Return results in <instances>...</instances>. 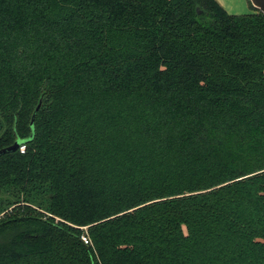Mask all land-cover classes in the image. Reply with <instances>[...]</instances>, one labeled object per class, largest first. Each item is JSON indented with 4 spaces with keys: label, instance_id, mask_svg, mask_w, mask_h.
I'll return each instance as SVG.
<instances>
[{
    "label": "trees",
    "instance_id": "trees-1",
    "mask_svg": "<svg viewBox=\"0 0 264 264\" xmlns=\"http://www.w3.org/2000/svg\"><path fill=\"white\" fill-rule=\"evenodd\" d=\"M250 7L0 0V264H264Z\"/></svg>",
    "mask_w": 264,
    "mask_h": 264
},
{
    "label": "rangeland",
    "instance_id": "rangeland-1",
    "mask_svg": "<svg viewBox=\"0 0 264 264\" xmlns=\"http://www.w3.org/2000/svg\"><path fill=\"white\" fill-rule=\"evenodd\" d=\"M219 4L231 14H245L253 12L248 0H217ZM224 5V6H223Z\"/></svg>",
    "mask_w": 264,
    "mask_h": 264
},
{
    "label": "water",
    "instance_id": "water-1",
    "mask_svg": "<svg viewBox=\"0 0 264 264\" xmlns=\"http://www.w3.org/2000/svg\"><path fill=\"white\" fill-rule=\"evenodd\" d=\"M248 2L250 3V5L257 10L258 12L262 13L264 15V0H248ZM197 12H199V9L196 8ZM33 121V118L31 120V122ZM33 126H32V131H33ZM18 147V145L14 144L11 147L5 148L3 150H0V155L5 153V152H9V151H14L16 150Z\"/></svg>",
    "mask_w": 264,
    "mask_h": 264
},
{
    "label": "built area",
    "instance_id": "built-area-1",
    "mask_svg": "<svg viewBox=\"0 0 264 264\" xmlns=\"http://www.w3.org/2000/svg\"><path fill=\"white\" fill-rule=\"evenodd\" d=\"M19 150H20V152H23V151H24V146H21ZM81 238H82V240H83L85 243H87V239H86L85 236H82Z\"/></svg>",
    "mask_w": 264,
    "mask_h": 264
},
{
    "label": "crops",
    "instance_id": "crops-1",
    "mask_svg": "<svg viewBox=\"0 0 264 264\" xmlns=\"http://www.w3.org/2000/svg\"><path fill=\"white\" fill-rule=\"evenodd\" d=\"M217 1V0H216ZM218 2V1H217ZM219 3V2H218ZM224 6V5H223ZM231 14V13H230Z\"/></svg>",
    "mask_w": 264,
    "mask_h": 264
}]
</instances>
